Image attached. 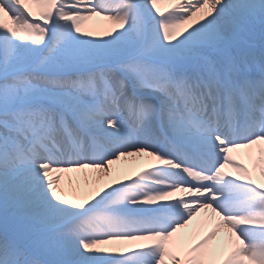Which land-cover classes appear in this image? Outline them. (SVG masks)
Masks as SVG:
<instances>
[{
	"label": "snow or ice",
	"instance_id": "obj_1",
	"mask_svg": "<svg viewBox=\"0 0 264 264\" xmlns=\"http://www.w3.org/2000/svg\"><path fill=\"white\" fill-rule=\"evenodd\" d=\"M0 264H264V0H0Z\"/></svg>",
	"mask_w": 264,
	"mask_h": 264
},
{
	"label": "bare ground",
	"instance_id": "obj_2",
	"mask_svg": "<svg viewBox=\"0 0 264 264\" xmlns=\"http://www.w3.org/2000/svg\"><path fill=\"white\" fill-rule=\"evenodd\" d=\"M92 23L99 26V27H104L107 24L106 21H103L100 18H95V20ZM138 160H140V159L130 158L128 161L121 160V161L117 162L113 167L120 168L123 171L132 173L135 171V169L137 167H139L143 163L142 160H140V164L136 163V161H138Z\"/></svg>",
	"mask_w": 264,
	"mask_h": 264
}]
</instances>
